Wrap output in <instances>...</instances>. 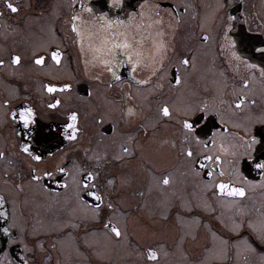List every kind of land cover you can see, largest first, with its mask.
<instances>
[{
	"label": "flooded vegetation",
	"instance_id": "af4514ba",
	"mask_svg": "<svg viewBox=\"0 0 264 264\" xmlns=\"http://www.w3.org/2000/svg\"><path fill=\"white\" fill-rule=\"evenodd\" d=\"M183 2L159 0L162 10ZM190 2L195 5V16L192 19L185 16L176 32V57L189 49L194 50L198 70L190 72L179 88L174 83V69L162 81L153 78L152 85L138 86L131 80L130 69L125 65L118 69L125 82L123 87L113 84L108 88L92 79L100 68L92 64L86 68L85 59L90 56L79 52L69 23L74 11L82 12L81 3L102 10L103 0H0V59L6 61V65L0 67V104L6 99L11 101L6 110L0 109V140L7 139L10 152H16L12 147L14 143L27 140L26 133L13 137L12 128L19 131L22 125L12 121L9 114L13 109L32 105L38 113L37 127L42 129L41 138L32 142L33 151L46 158L41 168L52 169L54 164H60L71 170L76 163L91 170L97 166L93 152L102 157L106 155L100 162L101 175L94 181L99 194L105 197L98 217L93 219L89 210L90 206L99 203L87 195L92 190L90 187L81 191L85 201L82 206L54 195H63V184L71 177L55 170L50 177L41 176L40 184L47 186V192L36 193L27 205L23 204L24 195L19 197L23 211L20 223L24 228L19 235L30 246L41 241L43 250L36 248L28 253L20 242L9 244V239L18 235L13 233L12 237H6L0 254L5 264L8 261L21 264L23 259H29V264H264V239L260 238L258 230L250 227L251 224L258 229L260 220L264 219L261 172L254 168L252 161L242 160L241 172L254 186L246 185L245 197L226 196L218 200L212 194L215 189L204 187L209 181L207 169L197 165L200 175L196 176L177 155L179 143L177 149L171 146L181 113L168 119L158 111L165 102L201 104L207 101L212 104L214 98L217 103L220 99L231 102L235 99L233 87L238 88L240 77H247L250 71L257 77L254 98L258 103L254 111L264 109L259 67L247 70L243 63L231 59L229 51L219 47L224 30L222 20L226 21L229 15L235 16L231 31L232 38L237 41L235 51L242 60L264 66V56L254 51V47L264 46V0H223L224 6L218 11L217 0ZM8 3L18 7L19 11L13 13L7 7ZM126 3L131 11L136 0H126ZM213 13L216 43L210 42L206 50L199 39L202 35L199 25L205 14ZM82 14L87 17L86 12ZM57 47L62 53V65H55L51 59V52ZM13 54L22 57L19 67L13 68L9 63ZM36 56H43L47 67L34 66ZM176 57L172 59V65L176 64ZM221 72L223 76H220ZM143 77L144 73H139V78ZM102 80L109 81L110 75L105 73ZM221 81L228 86L222 97L217 96V83H214ZM46 83L71 85L67 93L58 91L43 96L44 100L59 96L66 101L64 108L53 111L42 106L41 89ZM157 83H162L163 87H155ZM126 93H131V98ZM128 107L135 108V117L124 116ZM69 108L80 113V126L84 129L80 139L69 142L63 135L43 138V134L62 131L64 117L60 113ZM223 111L227 112L226 109ZM195 115L193 113V119ZM242 117L243 114H237L236 120ZM212 123L221 131L227 129L228 133L243 135V129L234 126L227 116L222 127L218 118L213 117ZM129 136L133 138L131 142ZM227 138L231 139V136ZM121 144L132 148L134 154L116 160L113 154L120 152ZM49 152L54 154L51 159ZM253 155L264 160V149ZM29 163L26 156L16 152L11 171L5 175L8 161H0V195H8L4 181L10 184L12 181L19 183L17 177L28 179ZM201 163L209 164L203 160ZM112 176L116 177V184L106 192L104 178ZM165 177L170 178L168 185L163 184ZM122 178L127 182L122 184ZM78 179L82 182V175H78ZM230 201L237 203L230 204ZM108 203L113 205L112 209L107 207ZM11 207L8 204L7 211H11ZM109 221L121 228L122 237L116 238L110 230L104 229V224ZM105 231H109L111 239L104 235ZM249 245L255 252L249 250ZM149 248L157 251L158 261L148 259ZM165 251L167 256L163 255Z\"/></svg>",
	"mask_w": 264,
	"mask_h": 264
},
{
	"label": "snow or ice",
	"instance_id": "6c2138e0",
	"mask_svg": "<svg viewBox=\"0 0 264 264\" xmlns=\"http://www.w3.org/2000/svg\"><path fill=\"white\" fill-rule=\"evenodd\" d=\"M224 6L223 0H217L216 10ZM7 7L13 12L19 11V8L12 3H8ZM75 9L76 5L73 3ZM82 12L87 13L85 17L82 12L74 11L70 17L69 23L71 31L74 35V44L79 45V52L83 55L90 56V59H85V66L92 64L99 67L100 71L92 76V79L100 84H105L111 88L113 84L124 85L118 69L127 65L130 69L129 75L131 80L138 86L152 85L153 78L162 81L165 75L172 69L175 71L174 83L179 88L182 86L190 74L198 70L197 54L194 50L189 51L179 57H176L175 35L177 30L184 22V17L189 19L194 18L195 5L190 0H184L179 6H174L169 10H162L159 0H136L135 6L129 11V5L126 0H103L102 10H96L91 4L79 5ZM167 17V19H165ZM236 21L235 16L229 15L226 21L222 20L224 25L223 35L220 37L219 47L221 50H227L231 53V59L244 64L247 70H254L259 67L260 77L259 83L264 88V66H258L241 58L235 51L237 41L232 38L231 31L233 24ZM215 22L214 13L212 15L205 14L201 18L199 27L202 35L199 37L201 43L207 50V45L211 42L216 43L215 29L212 24ZM254 51L264 56V46L254 47ZM62 53L57 47L51 52V59L55 65H62ZM176 57V64L172 65V59ZM22 57L18 54H13L9 58V63L13 68L21 65ZM34 66L47 67L43 56H36L33 60ZM6 61L0 59V67H4ZM181 70H183L181 72ZM107 73L110 75V80L105 82L102 76ZM139 73H144L143 78H139ZM224 73L221 72L220 76ZM217 83V96H224L225 89L228 87L226 82ZM257 77L254 72H249L247 77H240L239 87H233L232 93L235 99L229 102L228 99H220L217 103L214 101L209 104L207 101L201 104H183L173 102L169 104L165 102L160 108L159 113L162 117L173 119L175 113H181L177 120L178 127L175 128L174 138L171 140L173 149L179 147L177 155L182 158L188 168L194 172L196 176L200 175L199 168L207 169L206 175L209 181L204 185L205 189H215L212 193L218 200L224 197H245L246 185H253L247 177L243 175L240 168L242 160H250L253 162L254 168L261 172V185L264 186V160L254 157V153L260 149H264V109L259 112L254 111L258 101L254 97L257 95ZM129 87L131 85L129 84ZM157 88H162V83L155 85ZM71 90L70 84L55 85L46 83L42 85L40 103L47 110L58 111L65 107L66 101L59 96H51L49 100H44L43 96L59 92L67 93ZM91 95V93H89ZM131 98V93H126ZM264 98V91L260 92ZM11 101L6 99L0 104V109H7ZM226 109L227 112L223 111ZM195 113V119L192 118ZM237 114H243L242 119L236 120ZM10 119L17 121L22 128L19 131L15 127L12 128L13 137L19 136L21 133L27 134L26 141H18L12 145L16 152L26 156L29 160V177L27 180L17 177L19 183L12 181H4V185L8 188V195H0V208L11 204V211L0 210V218L3 219V226H0V232L6 237H12L13 233H17L16 238L9 239V244L20 242L26 252H33L39 248L43 250V243L35 241L30 246L24 241L22 234L24 228L20 223L23 216L22 204L19 200L21 195H24V205H27L29 199H34L36 193L47 192V186L40 184L41 176H51L53 170L64 173L71 177L69 181L63 184L64 193H54V195L65 202L73 201L79 205L85 206V201L81 195L82 189L91 188L87 195L94 197L99 203L90 206L92 218L96 219L99 215L101 206L105 203L104 195L97 191V181L101 175L100 162L106 158L100 154L93 152V157L97 161V166L89 170L87 167L81 168L79 164L74 163L73 169H68L60 164H54L52 169L47 167L41 168L40 165L45 163V156L37 153L32 149L33 140L40 139L42 129L38 126V113L34 106L25 105L18 110L13 109L10 112ZM64 117V127L60 133L49 132L43 134V138L49 139L56 135H63L69 142H76L80 139L84 129L80 126V113L75 109H68L60 113ZM137 112L135 108L128 107L124 112V116L131 118L135 117ZM233 121L234 126L243 129V135H235L228 133L227 129L221 131L215 124L212 123V118H218L221 127L225 123V119ZM259 125V128L256 126ZM2 126V125H0ZM154 126V125H153ZM256 131L249 135L252 130ZM34 131V135H33ZM231 136V139L227 137ZM132 137H128V141H132ZM169 143V141H164ZM219 142V143H218ZM16 152H10L8 149L7 139L0 140V161H8V170L5 175L11 171L13 158ZM133 149L120 145V152L113 154L116 160H122L125 155H133ZM54 154L49 152L48 158L51 159ZM201 160L209 162V164L201 163ZM199 165V168H197ZM210 165V166H209ZM78 175H82V182L78 179ZM127 181L123 178L121 183ZM170 178L165 177L163 184L168 185ZM116 177L104 178L105 191L115 186ZM254 186V185H253ZM230 204L237 203L230 201ZM109 209L113 208L111 203L107 204ZM105 230H110L116 238L124 235L121 228L112 225L111 221L104 224ZM254 231L259 232L260 238L264 239V219L259 222V228L251 225ZM105 236L109 239V231H105ZM187 235V234H186ZM193 238H195L193 236ZM184 237H181L182 244ZM226 243V242H225ZM179 246V245H178ZM161 248L163 246H160ZM249 250L255 252V249L248 246ZM167 256V252H163ZM7 254L5 253V257ZM147 257L150 261H158V253L156 250L149 248ZM264 259V256H262ZM0 264H5L3 259H0ZM7 264H11L8 261ZM21 264H29V259H23Z\"/></svg>",
	"mask_w": 264,
	"mask_h": 264
},
{
	"label": "water",
	"instance_id": "95a60500",
	"mask_svg": "<svg viewBox=\"0 0 264 264\" xmlns=\"http://www.w3.org/2000/svg\"><path fill=\"white\" fill-rule=\"evenodd\" d=\"M0 210L5 211V206L3 208H0ZM0 226H3V219L0 218ZM6 236L2 232H0V254L4 248L5 245Z\"/></svg>",
	"mask_w": 264,
	"mask_h": 264
},
{
	"label": "rangeland",
	"instance_id": "374dc122",
	"mask_svg": "<svg viewBox=\"0 0 264 264\" xmlns=\"http://www.w3.org/2000/svg\"><path fill=\"white\" fill-rule=\"evenodd\" d=\"M95 243H97V242H95ZM97 244H98V243H97ZM111 248H112V246L109 247V249H111ZM241 264H242V263H241ZM249 264H251V263H249Z\"/></svg>",
	"mask_w": 264,
	"mask_h": 264
}]
</instances>
